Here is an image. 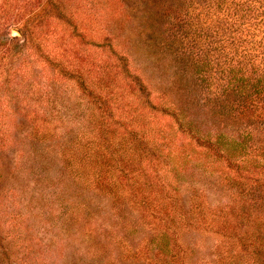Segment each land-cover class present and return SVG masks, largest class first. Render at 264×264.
<instances>
[{
  "label": "rangeland",
  "instance_id": "rangeland-1",
  "mask_svg": "<svg viewBox=\"0 0 264 264\" xmlns=\"http://www.w3.org/2000/svg\"><path fill=\"white\" fill-rule=\"evenodd\" d=\"M254 86L264 0H0V264H264Z\"/></svg>",
  "mask_w": 264,
  "mask_h": 264
},
{
  "label": "trees",
  "instance_id": "trees-1",
  "mask_svg": "<svg viewBox=\"0 0 264 264\" xmlns=\"http://www.w3.org/2000/svg\"><path fill=\"white\" fill-rule=\"evenodd\" d=\"M254 89H256V90H259L258 91V93H261L262 94V98H264V88L262 89V88H257V86H254ZM247 99H250V97H245V99L243 100V101H238V102H236V103H233L232 104V109L233 110H235V111H238L239 112V110L241 109H244L245 111V113H252V114H255L256 116H258L259 114H260V112H263L264 111V99L263 100H260V102L258 103V104H256L254 101H252V100H247ZM231 108V107H230ZM224 109H226V108H224ZM247 111V112H246ZM254 115V116H255ZM263 119H264V117H263ZM259 148H264V145H262V146H259ZM247 153L248 152H246L245 154L247 155ZM93 162H95L94 160H93ZM104 169H103V168ZM109 167H112L111 165L109 166ZM92 169H93V173H95L98 169H99V171L98 172H101V171H103V170H105V169H107L108 167H106L105 165H104V163H102V164H99V163H94L93 164V166L91 167ZM96 168H97V170H96ZM89 169V168H88ZM107 170H110V169H107ZM115 170V169H114ZM111 171H113V169H111L110 170V172ZM250 172V171H249ZM110 173L109 174H105V175H103L102 176V178L104 179V180H102L101 181V183H100V185H105V183H107V184H109V181H108V179L110 178ZM251 177V176H250ZM106 178V179H105ZM101 188H103L104 190H105V188H104V186L103 187H101ZM113 188V187H112ZM111 192H112V194L114 195V196H116L117 195V193H115L116 191L113 189V190H111ZM118 196V195H117ZM261 244L264 242V241H259Z\"/></svg>",
  "mask_w": 264,
  "mask_h": 264
}]
</instances>
